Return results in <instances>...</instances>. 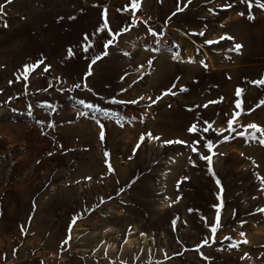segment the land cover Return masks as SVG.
<instances>
[{"label":"rangeland","instance_id":"374dc122","mask_svg":"<svg viewBox=\"0 0 264 264\" xmlns=\"http://www.w3.org/2000/svg\"><path fill=\"white\" fill-rule=\"evenodd\" d=\"M130 2L0 0V264H264V0Z\"/></svg>","mask_w":264,"mask_h":264},{"label":"snow or ice","instance_id":"6c2138e0","mask_svg":"<svg viewBox=\"0 0 264 264\" xmlns=\"http://www.w3.org/2000/svg\"><path fill=\"white\" fill-rule=\"evenodd\" d=\"M8 2L9 3H11V0H8ZM241 2H243V3H246L250 8L253 6V0H241ZM188 3L190 4L191 3V0H188ZM140 4H141V0H131V2H130V5L129 6H126L125 7V9H123L124 11H129V10H138L139 9V6H140ZM261 9H264V2H261V3H259V5H258ZM227 7L228 8H231L232 7V5L231 4H228L227 5ZM184 9L183 8H181V7H179V2H178V7H177V11H183ZM119 11V10H118ZM0 14H3V6H0ZM173 15H175V13H173ZM240 15H243V13H240ZM250 19H252V18H254V17H249ZM70 19H74V17H70ZM103 26L102 27H100V28H97V32H101V31H104V30H108V31H111V29H110V27H109V23H108V18H107V8H105L104 10H103ZM128 30H130V29H124V31H128ZM149 31H151V30H149ZM112 35L113 36H115L116 35V33H112ZM152 35H158L157 33H155V32H153L152 33ZM200 35H204V33H200ZM84 39L85 40H88L89 39V37L87 36V34L85 35V37H84ZM221 40H223V39H229V40H231V39H233V37H221L220 38ZM219 41H206V43H209V44H211V43H218ZM111 43H112V41L111 40H109L108 41V45H111ZM108 45H106V48H107V46ZM92 47V44H88L87 45V47H85L84 48V51H87L89 48H91ZM242 47V45H239V44H236L235 45V47H234V49H230V51H239L240 50V48ZM67 52H68V55L69 56H73V55H75V53L73 52V49L72 48H69L68 50H67ZM106 55H108V52L105 50L104 51V53L102 54V55H100V56H96V57H93V59H92V64H95L98 60H100V59H102L103 58V56H106ZM178 56H179V54L177 53L173 58L174 59H176V58H178ZM43 63V61L41 60L38 64H36V65H29V66H26L25 67V78L27 77V74L29 73V72H31V71H35V69L37 68V67H39V65L40 64H42ZM152 62L151 61H149V64H151ZM205 67H207V65L205 64L204 65ZM48 70V68L47 67H45V69H44V71H47ZM92 74V72H91V65H89V70H88V73H87V75H91ZM253 83H255L256 85H258V86H262V85H264V79H262V80H258V81H253ZM76 87H79V85H76ZM181 91H186V89H181ZM243 89H238L237 90V92H236V95L239 97V96H241L242 95V93H243ZM167 94H169V93H165V95H167ZM174 94V93H173ZM141 99H143V97H141ZM153 102H155V101H153ZM121 103H123V102H121ZM130 103H136V101H131ZM209 103H216V101H210ZM242 101H238L237 103H236V108L237 109H240V111L239 112H236V113H234L233 114V116H234V118L233 119H230L228 122H227V128L224 130V131H230V132H235L236 131V129L233 127V125H234V123L236 122V119L235 118H238L239 117V115H241L242 114V112H243V107H242ZM262 104H264V101H262L261 102ZM88 107L89 108H92L93 106L92 105H88ZM204 107H207V105H204ZM108 115H111V114H108ZM206 124L208 123V122H205ZM101 127H103V126H101ZM212 127V125L211 124H208V127H204L203 129H199L198 127H197V125L196 124H193L190 128H189V131L190 132H192V133H196L197 131H204V132H207V131H209V128H211ZM246 128L247 129H251L252 131H245V132H243V133H237L238 135H243V136H245V138H248V137H251L252 139H254V140H258L261 144H264V127H262V126H260V125H257V124H255V123H251V124H249V125H247L246 126ZM256 133H259L260 135L259 136H257L256 135ZM221 135L223 134L222 132L220 133ZM148 137L149 138H153L152 136H151V134L149 133L148 134ZM155 139H160L159 137H154ZM101 139H103V133L101 134ZM224 139L225 140H227L228 139V137H224ZM141 142H143V137L141 138ZM164 143L165 144H172V143H185L184 141H179V140H177V141H164ZM200 143V141H196V144H199ZM205 147H207L208 148V150L209 151H212V149H213V147H214V145L211 143V142H208L206 145H205ZM193 151H197V148H193ZM202 159H206V160H208L209 161V163H211V156H207V157H204V156H202L201 157ZM109 167H110V165H109ZM90 179V178H89ZM218 183H219V181H217ZM262 182H264V179H262ZM190 211H191V209H190ZM260 211H264V209H261ZM219 215L217 216V218H216V222H215V224H214V226H212V228H211V232L213 233V238H214V234L216 233V231L218 230V228H219ZM226 239H231L230 237H226ZM245 243H247V240H245L244 241ZM204 243L205 244H207L208 243V240L206 239L205 241H204ZM233 246H237V245H233Z\"/></svg>","mask_w":264,"mask_h":264}]
</instances>
